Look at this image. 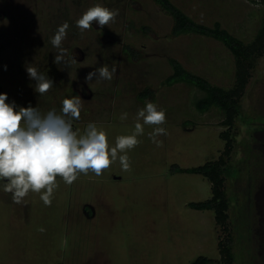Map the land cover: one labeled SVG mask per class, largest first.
I'll list each match as a JSON object with an SVG mask.
<instances>
[{
  "label": "rangeland",
  "instance_id": "1",
  "mask_svg": "<svg viewBox=\"0 0 264 264\" xmlns=\"http://www.w3.org/2000/svg\"><path fill=\"white\" fill-rule=\"evenodd\" d=\"M170 1L196 23H220L246 44L264 22L262 0ZM97 4L118 15L105 26L93 21L89 29L79 28L77 21ZM65 22L67 52L56 63L59 50L51 40ZM173 29V19L156 0H0V93L8 95L6 103L60 112L66 98L79 96L82 110L73 130L83 134L96 123L107 132L110 146L134 131L136 114L147 102L166 110L160 125L166 135L153 143L148 133L155 126L145 125L140 143L127 152L128 170L118 159L99 176L80 173L71 185L57 177L51 205L31 191L26 203H14L0 181V264H194L202 257L222 264L219 244L228 232L213 211L190 208L210 200L212 186L174 167L192 169L220 158L226 145L220 138L227 131L224 115L218 109L198 112L194 104L203 93L165 81L175 60L212 85L231 89L236 60L214 39L176 37ZM113 62L112 80L86 81L88 73ZM29 67L47 75L54 87L36 92ZM241 106L232 130L233 174L226 182L228 226L236 264H264V236L257 234L264 233L259 211L264 203V56ZM124 112L128 118L121 121Z\"/></svg>",
  "mask_w": 264,
  "mask_h": 264
},
{
  "label": "clouds",
  "instance_id": "2",
  "mask_svg": "<svg viewBox=\"0 0 264 264\" xmlns=\"http://www.w3.org/2000/svg\"><path fill=\"white\" fill-rule=\"evenodd\" d=\"M117 15V10L97 4L82 15L77 26L89 29L95 21L102 27ZM68 29L69 24L65 22L51 40L59 50L56 63L62 62L67 52L62 44ZM72 61L77 63L73 57ZM27 71L37 82L35 91L39 94L54 87V81L36 68L29 67ZM116 73L113 62L111 68L104 65L88 73L86 81H92L94 77L112 80ZM8 99L6 93H0V181H3L2 190L11 193L17 204L26 203L24 198L31 191L39 193L45 205H51L58 187L57 177L71 185L80 173L87 174L91 170L99 176L118 159L122 168L128 170L130 158L127 152L140 143L138 137L144 135L145 125L155 126L148 133L153 143L159 144L158 137L166 135V129L160 126L165 123L166 110L153 102H147L138 110L134 131L118 136L115 145L110 146L107 132L96 123H89L83 134L73 130V120L79 119L82 110L79 96L66 98L60 112L51 109L47 113H42L38 107H20L14 101L6 103ZM127 118V112L121 113V121Z\"/></svg>",
  "mask_w": 264,
  "mask_h": 264
},
{
  "label": "trees",
  "instance_id": "3",
  "mask_svg": "<svg viewBox=\"0 0 264 264\" xmlns=\"http://www.w3.org/2000/svg\"><path fill=\"white\" fill-rule=\"evenodd\" d=\"M156 3L167 16L173 19L174 36L180 37L193 34L214 39L222 43L236 60V82L231 89H223L212 85L208 80L186 70L180 62L175 60L171 61L173 75L165 81V85L169 87L186 84L203 93L204 96L194 104L198 112L206 114L213 109H218L224 115L222 126L227 128V131L221 133L220 138L226 145L220 158L197 168L182 169L175 166L174 170L178 173L199 175L210 182L212 198L206 202L192 203L190 208L196 211H213L215 213L217 224L228 232L226 238L219 244L221 263L236 264L235 237L229 231L228 226L231 201L226 188L227 178L233 174L232 156L235 151V138L232 130L241 115V103L247 93L258 59L264 56V22L256 39L252 43L246 44L223 29L220 23H216L213 27L196 23L170 0H156ZM262 3L264 6V0H262ZM141 96L142 99L147 97L144 94ZM260 135L264 136V129H262ZM262 146L264 147V143ZM259 209L260 214L262 212L261 220L264 223V203ZM261 230H264V228L262 227ZM257 234L259 238L264 236V233H259V231ZM194 264H214V261L202 257Z\"/></svg>",
  "mask_w": 264,
  "mask_h": 264
}]
</instances>
